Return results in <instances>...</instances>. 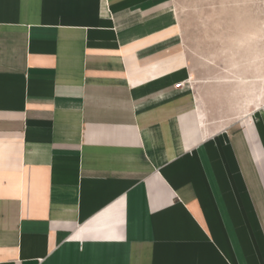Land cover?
<instances>
[{
  "label": "crops",
  "instance_id": "obj_1",
  "mask_svg": "<svg viewBox=\"0 0 264 264\" xmlns=\"http://www.w3.org/2000/svg\"><path fill=\"white\" fill-rule=\"evenodd\" d=\"M202 82L175 0H0V264H264V108Z\"/></svg>",
  "mask_w": 264,
  "mask_h": 264
},
{
  "label": "rangeland",
  "instance_id": "obj_2",
  "mask_svg": "<svg viewBox=\"0 0 264 264\" xmlns=\"http://www.w3.org/2000/svg\"><path fill=\"white\" fill-rule=\"evenodd\" d=\"M175 3L208 118L225 126L264 108V0Z\"/></svg>",
  "mask_w": 264,
  "mask_h": 264
}]
</instances>
